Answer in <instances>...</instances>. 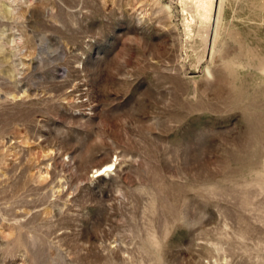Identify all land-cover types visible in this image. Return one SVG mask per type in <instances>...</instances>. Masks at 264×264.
Wrapping results in <instances>:
<instances>
[{
	"label": "rangeland",
	"instance_id": "1",
	"mask_svg": "<svg viewBox=\"0 0 264 264\" xmlns=\"http://www.w3.org/2000/svg\"><path fill=\"white\" fill-rule=\"evenodd\" d=\"M181 1L0 0V264H264V0Z\"/></svg>",
	"mask_w": 264,
	"mask_h": 264
},
{
	"label": "bare ground",
	"instance_id": "2",
	"mask_svg": "<svg viewBox=\"0 0 264 264\" xmlns=\"http://www.w3.org/2000/svg\"><path fill=\"white\" fill-rule=\"evenodd\" d=\"M181 2L183 10L186 12V21H184V23L186 22L187 26H190V23L193 21L198 28V37L207 42L210 51H212L214 49V39L219 23L221 0H182ZM160 8L163 9L166 14L172 13L174 9L172 0H170L169 3L167 2V4H162ZM206 70L208 71V67H206ZM112 166L113 162H110L105 165V169H97L95 173H101Z\"/></svg>",
	"mask_w": 264,
	"mask_h": 264
}]
</instances>
